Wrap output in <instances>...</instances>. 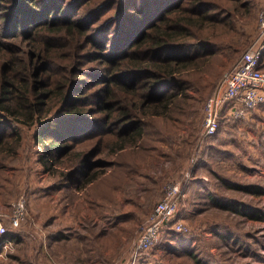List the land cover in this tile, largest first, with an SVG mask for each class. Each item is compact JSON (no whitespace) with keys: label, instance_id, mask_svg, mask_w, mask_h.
<instances>
[{"label":"rangeland","instance_id":"rangeland-1","mask_svg":"<svg viewBox=\"0 0 264 264\" xmlns=\"http://www.w3.org/2000/svg\"><path fill=\"white\" fill-rule=\"evenodd\" d=\"M247 1L251 12L236 21L235 32L228 37L235 46L245 47L238 54L233 49L219 52L228 68L213 91L201 98L190 90L191 96L180 98L169 118L150 117L138 148L111 155L110 145L116 140L111 136L91 158L100 177L83 191L64 177L75 170L47 169L39 160L44 149L34 143L33 132L37 128L47 131L50 124L25 129L6 119L11 128L23 131V137L19 144L15 137L8 138V146L17 151L6 149L0 154V210L10 213L24 196L27 215L12 230L17 234L13 246L2 252L0 245V264H196L190 252L206 264H264V104L244 119H224L218 133L202 143L207 100L259 37L257 24L264 0ZM86 81L92 84L95 78L90 75ZM83 90L88 86L76 95H83ZM85 101L90 102V116L99 99L88 96ZM59 105L60 101L54 113L60 120L64 115ZM102 114L97 110L94 119ZM72 125L90 135L105 128L87 121ZM98 138L74 142L73 153L93 151ZM130 168L137 173L127 177ZM171 180L182 181L176 218L187 229L169 233V228L150 250L136 253L143 228ZM247 185L258 192L238 187ZM116 187L120 188L114 191ZM214 198L242 203L256 218L223 209ZM3 222L9 229V221Z\"/></svg>","mask_w":264,"mask_h":264},{"label":"trees","instance_id":"trees-1","mask_svg":"<svg viewBox=\"0 0 264 264\" xmlns=\"http://www.w3.org/2000/svg\"><path fill=\"white\" fill-rule=\"evenodd\" d=\"M109 10L111 16H103ZM250 12L247 0H0V154L15 153L8 138L19 144L23 137L10 121L25 129L50 124L47 131L33 132L34 143L44 149L39 160L47 169L75 170L74 178V172L64 177L83 191L100 177L91 158L111 136L116 138L111 155L138 148L150 117L169 118L190 90L201 98L213 91L228 68L219 52L238 54L245 47L228 37ZM90 75L92 84L86 81ZM84 85L88 90L76 95ZM88 96L99 99L102 116L94 119L97 110L88 116ZM58 101L60 120L54 113ZM224 119L229 118L221 123ZM85 121L104 125V133L84 134L72 125ZM90 137H99L93 151L73 153L74 142ZM131 173L137 172L130 168L127 177ZM214 202L256 218L237 201ZM8 227L1 238L17 236L16 228ZM189 254L196 264H206Z\"/></svg>","mask_w":264,"mask_h":264},{"label":"built area","instance_id":"built-area-1","mask_svg":"<svg viewBox=\"0 0 264 264\" xmlns=\"http://www.w3.org/2000/svg\"><path fill=\"white\" fill-rule=\"evenodd\" d=\"M257 26L258 40L225 75L218 91L206 102L202 143L217 133L224 114L226 118L244 119L252 110L264 104V69L261 66L264 56V8L260 11ZM182 190L181 180L168 182L162 199L154 208L137 241L136 253L150 250L169 228L180 232L187 229L181 220L176 218ZM26 215L27 199L24 196L12 205L10 213L0 210V237L8 231L4 219H7L13 228H19ZM13 243L12 238H2V252L11 248Z\"/></svg>","mask_w":264,"mask_h":264}]
</instances>
